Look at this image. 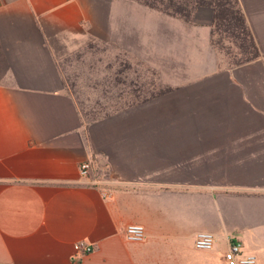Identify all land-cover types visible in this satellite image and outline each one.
<instances>
[{
    "label": "crops",
    "instance_id": "obj_1",
    "mask_svg": "<svg viewBox=\"0 0 264 264\" xmlns=\"http://www.w3.org/2000/svg\"><path fill=\"white\" fill-rule=\"evenodd\" d=\"M239 2L264 55V0ZM212 24L210 7L188 21L138 0H0V264H227L231 243L264 264V58L229 65ZM90 40L156 77L119 69L130 90L95 118L60 66Z\"/></svg>",
    "mask_w": 264,
    "mask_h": 264
},
{
    "label": "rangeland",
    "instance_id": "obj_2",
    "mask_svg": "<svg viewBox=\"0 0 264 264\" xmlns=\"http://www.w3.org/2000/svg\"><path fill=\"white\" fill-rule=\"evenodd\" d=\"M220 38L221 36L215 37L216 41ZM223 38L221 55L226 63L233 65L241 60L242 50L224 36ZM71 45L72 48L60 51V66L69 88L89 117H92L91 112L111 110L114 105L110 104L116 103L119 92L122 89L130 90L122 83L116 89L115 73L119 69L124 71L119 79L130 85L132 82L136 84L156 80L144 65L105 42L90 40L73 42Z\"/></svg>",
    "mask_w": 264,
    "mask_h": 264
},
{
    "label": "trees",
    "instance_id": "obj_3",
    "mask_svg": "<svg viewBox=\"0 0 264 264\" xmlns=\"http://www.w3.org/2000/svg\"><path fill=\"white\" fill-rule=\"evenodd\" d=\"M168 15L191 21L197 7L213 9L212 36L213 44L218 50L223 49V36L230 40L241 51V60L234 65L255 61L264 55L261 53L255 36L247 23L239 0H138ZM224 33V35L222 34ZM221 36L216 41L215 37ZM94 112V111H93ZM103 111L90 113L92 117L99 116Z\"/></svg>",
    "mask_w": 264,
    "mask_h": 264
},
{
    "label": "built area",
    "instance_id": "obj_4",
    "mask_svg": "<svg viewBox=\"0 0 264 264\" xmlns=\"http://www.w3.org/2000/svg\"><path fill=\"white\" fill-rule=\"evenodd\" d=\"M90 163H83L81 165L82 175H87L89 172ZM126 239L130 242H142L146 238L145 228L142 225H128L126 227ZM215 245V237L211 233L201 232L196 235L195 247L199 250H211ZM76 249L82 255L89 254L93 251V247L83 242L76 245ZM225 261L227 264H257L254 256L245 255L243 247L240 243H231L229 250L225 254Z\"/></svg>",
    "mask_w": 264,
    "mask_h": 264
}]
</instances>
